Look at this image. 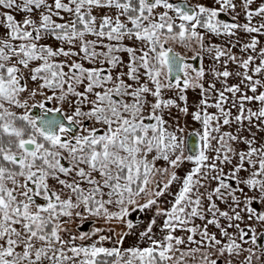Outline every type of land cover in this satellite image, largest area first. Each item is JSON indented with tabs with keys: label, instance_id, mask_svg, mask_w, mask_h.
<instances>
[{
	"label": "snow or ice",
	"instance_id": "obj_1",
	"mask_svg": "<svg viewBox=\"0 0 264 264\" xmlns=\"http://www.w3.org/2000/svg\"><path fill=\"white\" fill-rule=\"evenodd\" d=\"M262 38L264 0H0V264H264Z\"/></svg>",
	"mask_w": 264,
	"mask_h": 264
},
{
	"label": "rangeland",
	"instance_id": "obj_2",
	"mask_svg": "<svg viewBox=\"0 0 264 264\" xmlns=\"http://www.w3.org/2000/svg\"><path fill=\"white\" fill-rule=\"evenodd\" d=\"M18 19L20 18L19 16L17 17ZM217 42H220L219 40H217ZM262 43H264V38H262ZM188 97H189V103L191 104L192 102H194L197 99V96L195 93L189 91L188 93ZM198 127V125H195L191 122L190 118H189V127L186 129V131L188 133L193 132L194 129ZM132 243L131 238H129V240L126 242L125 246H128V244Z\"/></svg>",
	"mask_w": 264,
	"mask_h": 264
},
{
	"label": "flooded vegetation",
	"instance_id": "obj_3",
	"mask_svg": "<svg viewBox=\"0 0 264 264\" xmlns=\"http://www.w3.org/2000/svg\"><path fill=\"white\" fill-rule=\"evenodd\" d=\"M190 133H192V132H190ZM137 215H139V214H137Z\"/></svg>",
	"mask_w": 264,
	"mask_h": 264
}]
</instances>
